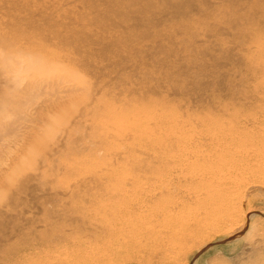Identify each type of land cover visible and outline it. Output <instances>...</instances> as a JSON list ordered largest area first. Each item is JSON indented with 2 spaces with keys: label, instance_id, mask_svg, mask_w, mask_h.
Returning a JSON list of instances; mask_svg holds the SVG:
<instances>
[{
  "label": "rangeland",
  "instance_id": "rangeland-1",
  "mask_svg": "<svg viewBox=\"0 0 264 264\" xmlns=\"http://www.w3.org/2000/svg\"><path fill=\"white\" fill-rule=\"evenodd\" d=\"M165 18L170 77L0 42V264H264V0Z\"/></svg>",
  "mask_w": 264,
  "mask_h": 264
},
{
  "label": "bare ground",
  "instance_id": "bare-ground-1",
  "mask_svg": "<svg viewBox=\"0 0 264 264\" xmlns=\"http://www.w3.org/2000/svg\"><path fill=\"white\" fill-rule=\"evenodd\" d=\"M35 1L38 0H0V9L10 14L5 26H11L7 30L0 26V42L20 51H29L30 66L41 69L45 63L38 51L43 47L42 42L37 43L33 39L35 36L42 38L45 44L54 46L85 44L67 57L71 56V62L81 63L92 70L95 68L92 58L96 54H118L120 58L110 63L117 68L142 70L152 61L166 69L170 62L175 68L173 71L164 70V77L180 73L182 65L170 59L171 53L181 48L175 38L176 31H161L156 27L149 28L148 25L156 26L155 23L168 21L165 18L167 12H188L193 0H164L163 6L152 0H79L81 6L86 5L84 10H76L70 4L72 0H40V4H35ZM102 4L104 9L101 8ZM110 5L112 7H108ZM87 25H95L97 28L92 29ZM172 25L175 30L184 28L180 23ZM14 32L18 34L16 39ZM33 49L38 50L31 51ZM160 51L168 53V57L160 58ZM129 76L130 80L134 74ZM152 79L154 73L134 77L137 84ZM178 89H182V85ZM182 90L187 91L188 88Z\"/></svg>",
  "mask_w": 264,
  "mask_h": 264
}]
</instances>
